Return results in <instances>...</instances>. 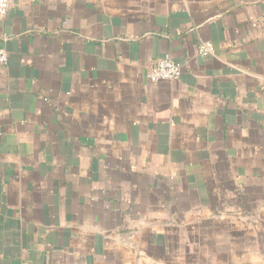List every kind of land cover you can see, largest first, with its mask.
<instances>
[{
    "label": "crops",
    "instance_id": "0c3cea01",
    "mask_svg": "<svg viewBox=\"0 0 264 264\" xmlns=\"http://www.w3.org/2000/svg\"><path fill=\"white\" fill-rule=\"evenodd\" d=\"M0 45V264H264V0H13Z\"/></svg>",
    "mask_w": 264,
    "mask_h": 264
},
{
    "label": "built area",
    "instance_id": "2783aa9c",
    "mask_svg": "<svg viewBox=\"0 0 264 264\" xmlns=\"http://www.w3.org/2000/svg\"><path fill=\"white\" fill-rule=\"evenodd\" d=\"M13 0H0V17L6 15ZM213 52V47L210 42H202L198 48V53L201 56H206ZM7 62V51L0 45V64ZM181 65L177 63L168 54L160 57L156 63L147 70V78L150 82L155 83L160 80H176L181 75Z\"/></svg>",
    "mask_w": 264,
    "mask_h": 264
}]
</instances>
